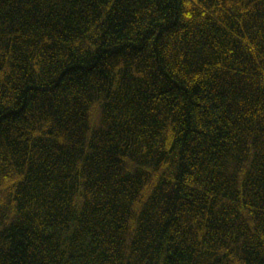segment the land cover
I'll list each match as a JSON object with an SVG mask.
<instances>
[{
  "label": "trees",
  "instance_id": "1",
  "mask_svg": "<svg viewBox=\"0 0 264 264\" xmlns=\"http://www.w3.org/2000/svg\"><path fill=\"white\" fill-rule=\"evenodd\" d=\"M0 264H264V0H0Z\"/></svg>",
  "mask_w": 264,
  "mask_h": 264
}]
</instances>
